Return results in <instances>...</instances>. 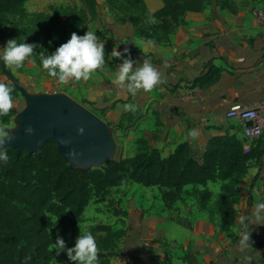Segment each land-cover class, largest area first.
I'll list each match as a JSON object with an SVG mask.
<instances>
[{
	"label": "crops",
	"instance_id": "crops-1",
	"mask_svg": "<svg viewBox=\"0 0 264 264\" xmlns=\"http://www.w3.org/2000/svg\"><path fill=\"white\" fill-rule=\"evenodd\" d=\"M232 1V14L214 5L185 13L169 41L159 45L134 36L132 23L120 20L123 17L97 12L88 26L105 41L102 68L87 80L69 77L61 91L51 94L70 97L105 124L113 118V129L129 130L128 139H146L145 134L150 133L160 148L182 138L201 152L208 138L225 130L235 133L236 122L226 116L230 106L240 104L264 113V28L251 16L254 8L264 7V0ZM157 2L160 8L161 0ZM113 49L121 55L113 56ZM47 57L48 52L40 57L41 67L42 58ZM128 58L133 61V71L147 60L163 83L135 94L128 91V81L118 86V70L111 62L123 63ZM23 68L35 71L38 66L25 61ZM213 69L218 71L217 80L200 87L199 81ZM31 78L25 72L16 79L27 88ZM53 81L48 77L31 94H47ZM18 103L17 98L15 108ZM126 104L132 107L125 110ZM244 142L247 150L251 142ZM215 183L217 189L212 188L214 183L207 184L212 197L204 208L195 197L184 195L170 210L156 187L111 188L102 200L89 202L78 230L85 233L96 225H109L124 231L110 264H118L120 258L125 264H259L264 257V207H260L264 205V155L239 180L230 233L220 230L214 201L221 182ZM185 189L189 191L191 186ZM246 234L249 240L244 242Z\"/></svg>",
	"mask_w": 264,
	"mask_h": 264
},
{
	"label": "trees",
	"instance_id": "trees-1",
	"mask_svg": "<svg viewBox=\"0 0 264 264\" xmlns=\"http://www.w3.org/2000/svg\"><path fill=\"white\" fill-rule=\"evenodd\" d=\"M109 12L120 20L132 23V34L139 39L165 44L172 29L185 13H198L210 5L227 13H235L232 0H161V7L151 12L143 0H104ZM27 0H0V46L7 41L33 44V59L41 65L43 48L52 55L67 42L66 24L85 26L97 16L96 0H80L81 7L61 6L49 12H27ZM3 75L0 64V76ZM46 75L48 72L46 70ZM54 79L58 77H53ZM218 78L211 70L200 87L209 86ZM12 88L13 107L0 114V123L7 124L16 113L14 102L18 92L9 79L0 81ZM207 139L204 149L194 150L190 142L178 138L157 147L154 137L145 134L128 157L111 158L98 168H69L57 150L54 140L43 144L39 154L0 148V264H76L68 257L79 233L78 224L92 199L102 200L111 188L138 184L156 187L167 209L193 196L204 208L212 194L208 182H221L214 209L220 230L230 233L237 211V186L249 168L264 155V140H251L249 148L235 133L227 130ZM191 186L188 191L185 188ZM91 232L98 247V264H110L124 231L109 225H96ZM58 237L65 249L54 247ZM58 253V254H57Z\"/></svg>",
	"mask_w": 264,
	"mask_h": 264
},
{
	"label": "water",
	"instance_id": "water-1",
	"mask_svg": "<svg viewBox=\"0 0 264 264\" xmlns=\"http://www.w3.org/2000/svg\"><path fill=\"white\" fill-rule=\"evenodd\" d=\"M1 70L23 97L25 106L15 117L16 129L5 130L8 136L2 138L0 148L10 147L19 157L22 151L39 154L45 142L54 140L71 169L98 168L113 158L115 145L100 118L66 95L30 94L3 63ZM29 127L31 133L26 131Z\"/></svg>",
	"mask_w": 264,
	"mask_h": 264
},
{
	"label": "clouds",
	"instance_id": "clouds-1",
	"mask_svg": "<svg viewBox=\"0 0 264 264\" xmlns=\"http://www.w3.org/2000/svg\"><path fill=\"white\" fill-rule=\"evenodd\" d=\"M33 47V44L17 43L16 39H10L0 54V59L17 68L22 67L25 61L35 62ZM112 55L119 57L121 53L113 49ZM103 64L104 45L98 43V38L92 31H88L83 36L77 35L75 32L72 33L70 39L61 44L52 55L42 58V67L47 70L48 75L58 77L61 83H67L69 77H73L75 80L81 78L87 80L95 70L102 68ZM132 69L133 61L130 58L125 59L118 70L115 82L118 86H123L124 82L128 81L127 89L133 94L137 89L143 88L145 91H149L158 83H163L158 71L147 60L142 67L135 71ZM12 107V88L8 84L0 83V114H7ZM130 107L132 106L124 105L125 110ZM3 129L4 127H0V143H2V138L8 136ZM26 131L31 133V127ZM0 159L6 162L8 156L3 155ZM260 207H264V205ZM248 240L249 235H244L243 241L247 242ZM54 247L58 249V252L64 250V240L58 237ZM67 254L71 260L79 261L80 264H98V247L93 234L85 232L80 235L75 246L67 249Z\"/></svg>",
	"mask_w": 264,
	"mask_h": 264
},
{
	"label": "rangeland",
	"instance_id": "rangeland-1",
	"mask_svg": "<svg viewBox=\"0 0 264 264\" xmlns=\"http://www.w3.org/2000/svg\"><path fill=\"white\" fill-rule=\"evenodd\" d=\"M147 9L151 12H153L154 10H156L158 8V2L157 0H143ZM96 6H97V12L101 15V16H110L111 18H113V14H111L107 8V6L105 5V1L104 0H96ZM61 6H71V7H75V8H79L81 7V2L80 0H27V2L25 3V8L27 10V12H49L52 8H57V7H61ZM3 47L0 46V54H2L3 52ZM47 52V50L45 48L42 49L41 53H40V57H43V53ZM2 63L4 64L5 69L15 78L18 77V75L23 74V73H29L31 78L32 83H28L29 85H27L25 88L30 94L31 92H34V86L40 85V82H46L48 80V76L46 75V73L43 72V68L41 67V65L34 70L30 69H25L22 67L17 68L15 65H10L7 64L5 62H3L2 59H0V64L2 66ZM2 71V70H1ZM0 78L7 80V76L5 74L1 75ZM20 85L23 87V84L20 83ZM42 86V84H41ZM48 95H51V92L55 91V92H59L61 91V89H56L54 88V86H52L50 89H48ZM18 99H19V105L18 108H16V113L13 117L10 118V120L8 121L7 124H1L0 123V127H4V131L5 130H14L16 129V124H15V117L17 115L18 112H20L24 106H25V101L23 99V97L19 94L18 95ZM114 145H115V149H114V153L112 155L113 158H119V157H128L130 155H133L136 151L137 148V138L132 137L130 139H128L130 135L129 130H119V129H113V118L111 119L110 122H108V124H106ZM218 184L214 183L212 185L213 189H217ZM79 233H81V230H78ZM260 262L259 264H264V257L260 258ZM77 264H80L79 261H76ZM55 264V263H52Z\"/></svg>",
	"mask_w": 264,
	"mask_h": 264
},
{
	"label": "built area",
	"instance_id": "built-area-1",
	"mask_svg": "<svg viewBox=\"0 0 264 264\" xmlns=\"http://www.w3.org/2000/svg\"><path fill=\"white\" fill-rule=\"evenodd\" d=\"M251 16L254 22L264 28V7H256L251 11ZM88 31H92L88 25L76 26L71 23L66 24V37L67 41L70 39L72 33L83 36ZM93 32V31H92ZM97 36V35H96ZM98 43H103L104 52L106 51V44L103 38L97 36ZM122 62H111V65L119 70ZM129 83V82H128ZM62 84L58 78L54 79L53 86L56 89H61ZM143 88L136 91H142ZM226 116L236 122L235 133L239 134L245 141H251L256 139L264 140V113H261L259 109L254 107H248L240 104H234L229 107L226 112ZM118 264H125L120 258Z\"/></svg>",
	"mask_w": 264,
	"mask_h": 264
},
{
	"label": "bare ground",
	"instance_id": "bare-ground-1",
	"mask_svg": "<svg viewBox=\"0 0 264 264\" xmlns=\"http://www.w3.org/2000/svg\"><path fill=\"white\" fill-rule=\"evenodd\" d=\"M16 123L19 124L18 121H16Z\"/></svg>",
	"mask_w": 264,
	"mask_h": 264
}]
</instances>
